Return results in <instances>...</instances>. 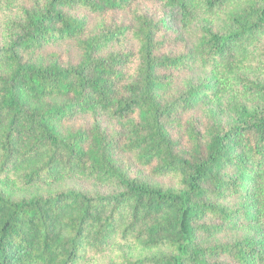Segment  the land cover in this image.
Wrapping results in <instances>:
<instances>
[{"label":"trees","instance_id":"trees-1","mask_svg":"<svg viewBox=\"0 0 264 264\" xmlns=\"http://www.w3.org/2000/svg\"><path fill=\"white\" fill-rule=\"evenodd\" d=\"M136 0H43L18 6L0 45V264H264V238L204 246L201 234L238 219L264 220V0H163L169 15L221 21L203 27L190 55L161 54L157 24L145 12L134 26L80 37L76 64H46L35 50L77 38L85 22L68 10L126 9ZM152 1V0H149ZM0 0V9L17 5ZM243 4V5H241ZM126 31L133 53L104 50ZM137 60L133 74L125 66ZM203 67L237 80L255 102L232 122L213 118L201 132L186 124V147L170 132L177 114L196 106L212 83L169 94L174 74ZM254 71L261 73L253 76ZM76 111L126 119L122 150L173 185L134 177L115 158L116 136L99 127L62 132ZM136 119H127L132 113ZM84 179L110 191L85 190Z\"/></svg>","mask_w":264,"mask_h":264},{"label":"rangeland","instance_id":"rangeland-1","mask_svg":"<svg viewBox=\"0 0 264 264\" xmlns=\"http://www.w3.org/2000/svg\"><path fill=\"white\" fill-rule=\"evenodd\" d=\"M241 0H235L237 3ZM43 0H17V5H11V8L0 9V45L5 42L7 22L14 19V13L20 4L26 7L41 5ZM243 5V4H241ZM145 12L151 16L157 24L155 39L160 43L159 53L169 54L171 56L190 55L196 51L199 37L201 36L203 27H212L217 30L221 21L209 13L199 12L193 21L185 22L180 17L173 19L163 0H136L126 9L106 10L103 12H92L84 7H75L68 12L78 19L85 22V31L75 37L55 38L45 43L41 48L33 52V56L38 61L46 64L58 63L61 65L76 64L82 57V51L77 44L80 37L90 36L104 27L116 26H134V16L138 12ZM138 50V43L133 38L132 31H126L111 43L104 50L109 52L135 53ZM137 60L125 66L126 76L133 74ZM168 72L174 74L172 84L169 86L168 93H174L177 89L184 90L187 81L194 85H200L203 81L212 83L209 93H204L196 106L189 107L179 112L176 116L178 121L170 127V132L175 140H179L182 147H186L187 139L185 134V126L192 121L196 124L201 132H204L206 126L213 122V118L222 120L223 122H232L237 117V111L241 104H253L252 93L243 85H239L237 80L229 75L217 73L203 67L192 66L190 70L178 71L172 69ZM259 75L254 71L253 76ZM136 113H132L127 119H136ZM126 119H119L108 113L100 111H76L72 115L66 116L60 121V129L62 132H73L83 130L90 133L94 126L102 130L107 137H116L119 145L115 148V158L125 169L129 170L134 177L149 179L151 182H158L164 186L173 185L175 180L172 176L155 177L151 174L149 166L141 165L136 162L133 155L122 150L124 133L126 132ZM72 183L77 187L85 190L98 189L101 192L110 191L109 188L99 184L74 178ZM237 223L226 231L215 234H201V242L204 246L214 245L218 243H230L242 240L246 237L264 238V220L250 218H241ZM218 261L227 262L229 264H238L234 260H230L227 256H222Z\"/></svg>","mask_w":264,"mask_h":264}]
</instances>
